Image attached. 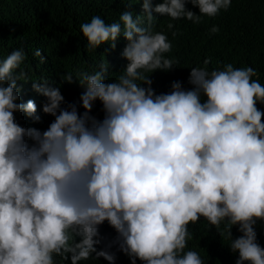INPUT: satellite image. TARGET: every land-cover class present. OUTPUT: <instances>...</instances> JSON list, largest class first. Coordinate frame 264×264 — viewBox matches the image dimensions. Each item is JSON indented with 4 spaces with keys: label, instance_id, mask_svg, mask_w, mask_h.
<instances>
[{
    "label": "clouds",
    "instance_id": "clouds-1",
    "mask_svg": "<svg viewBox=\"0 0 264 264\" xmlns=\"http://www.w3.org/2000/svg\"><path fill=\"white\" fill-rule=\"evenodd\" d=\"M119 20L99 15L80 25L87 51L126 42L122 70L104 59L91 72L65 73L77 84L67 102L46 77L33 80L27 54L13 49L0 59V264H116L113 245L130 264H205L190 225L203 219L237 254L235 264H264L256 226L264 224V85L251 66L225 63L189 68L187 85L174 80L157 92L153 75L179 60L175 21L200 24L228 11L232 0H118ZM140 4L134 14L132 6ZM198 9L197 12L191 10ZM167 17V32L156 31ZM219 27L209 30L217 34ZM40 65L45 57L33 53ZM44 98L22 100L23 84ZM97 104L101 116L94 114ZM107 224L115 238L103 242ZM233 228L240 233L233 236Z\"/></svg>",
    "mask_w": 264,
    "mask_h": 264
},
{
    "label": "trees",
    "instance_id": "trees-1",
    "mask_svg": "<svg viewBox=\"0 0 264 264\" xmlns=\"http://www.w3.org/2000/svg\"><path fill=\"white\" fill-rule=\"evenodd\" d=\"M158 2V0H156ZM124 5L118 0H0V59L6 57L13 49L23 48L27 54L25 65L33 80L46 77L53 87L60 90L69 103L78 101L82 89L75 83L62 82L61 77L68 72L76 75L81 71L91 72L93 67L104 59V53L109 62L110 78L115 79L126 61L121 57L125 41L121 37L117 48L111 50L107 44L95 51H87L84 47L86 39L80 31V25L90 21L92 16L99 15L107 23L119 20ZM188 7L197 12L198 9ZM134 14H139L141 5L132 6ZM156 31L167 32V17H158ZM175 31L172 40L173 50L169 54L179 60L177 68L168 73L157 72L153 75V87L156 91L167 92L174 80L187 85L189 68L204 67V60L210 59L207 65L209 71L222 67L225 63H232L235 67L251 66L257 70L259 79L264 85V0H232L228 11H222L216 18L203 19L200 24H193L187 20L175 21ZM213 25L219 27L217 34H211ZM36 49L42 51L45 63L36 68L39 58L34 57ZM22 100L32 99L36 102L41 122L33 125L32 121L23 114H17V119L25 126L45 128L51 117L39 112L44 100L42 96L32 90L31 83L23 84ZM264 110V105H258ZM94 114L101 116L100 106L97 104ZM193 238L188 241V249L200 253L205 264H235L237 254H233L227 247L229 241L220 238L214 228L208 229L203 219L196 225H190ZM258 242L264 247V224L256 226ZM104 238L99 248H104L115 238V232L107 224L100 229ZM233 228V236H238ZM110 251L117 256L116 264H130L127 256L113 245ZM58 264H70L56 258ZM83 264H108L100 258L98 261H85ZM137 264H140L137 261Z\"/></svg>",
    "mask_w": 264,
    "mask_h": 264
}]
</instances>
